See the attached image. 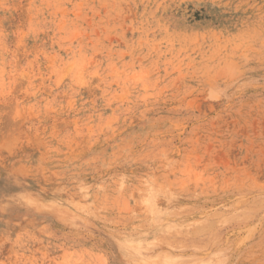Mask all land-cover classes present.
I'll return each mask as SVG.
<instances>
[{
    "label": "rangeland",
    "instance_id": "obj_1",
    "mask_svg": "<svg viewBox=\"0 0 264 264\" xmlns=\"http://www.w3.org/2000/svg\"><path fill=\"white\" fill-rule=\"evenodd\" d=\"M0 264H264V0H0Z\"/></svg>",
    "mask_w": 264,
    "mask_h": 264
}]
</instances>
